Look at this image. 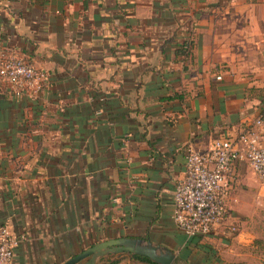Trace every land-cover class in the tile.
I'll return each instance as SVG.
<instances>
[{"label": "crops", "instance_id": "0c3cea01", "mask_svg": "<svg viewBox=\"0 0 264 264\" xmlns=\"http://www.w3.org/2000/svg\"><path fill=\"white\" fill-rule=\"evenodd\" d=\"M0 51L48 72L35 97L0 79V224L21 237L11 264H61L119 237L180 264L246 259L264 210L246 162L219 231L187 238L171 215L187 149L264 111V0H0Z\"/></svg>", "mask_w": 264, "mask_h": 264}, {"label": "built area", "instance_id": "2783aa9c", "mask_svg": "<svg viewBox=\"0 0 264 264\" xmlns=\"http://www.w3.org/2000/svg\"><path fill=\"white\" fill-rule=\"evenodd\" d=\"M189 47V46H187ZM216 80L221 75L215 76ZM0 79L14 97H35L45 87L48 72L23 56L0 51ZM264 111L253 124L232 136L214 139L207 151L187 149L184 176L173 190L172 219L187 238L208 236L219 231L228 214V196L237 182L235 164L247 163L264 185ZM232 223L220 233L235 234ZM21 237L0 224V264H11Z\"/></svg>", "mask_w": 264, "mask_h": 264}, {"label": "water", "instance_id": "95a60500", "mask_svg": "<svg viewBox=\"0 0 264 264\" xmlns=\"http://www.w3.org/2000/svg\"><path fill=\"white\" fill-rule=\"evenodd\" d=\"M126 254L147 257L155 264H180L178 254L172 249L146 238L119 237L98 242L61 264H96L108 255Z\"/></svg>", "mask_w": 264, "mask_h": 264}, {"label": "rangeland", "instance_id": "374dc122", "mask_svg": "<svg viewBox=\"0 0 264 264\" xmlns=\"http://www.w3.org/2000/svg\"><path fill=\"white\" fill-rule=\"evenodd\" d=\"M253 228L250 245L244 246L242 249L246 259L237 264H264V210L262 216L256 218Z\"/></svg>", "mask_w": 264, "mask_h": 264}, {"label": "trees", "instance_id": "16d2710c", "mask_svg": "<svg viewBox=\"0 0 264 264\" xmlns=\"http://www.w3.org/2000/svg\"><path fill=\"white\" fill-rule=\"evenodd\" d=\"M124 257H127L129 258L131 261H146V262H149L151 264H155L153 263L151 260H149L147 257H143V256H137V255H134V256H128L126 254H119V255H110V256H107V257H104L101 259V262H105L104 264H114L117 260L121 259V258H124Z\"/></svg>", "mask_w": 264, "mask_h": 264}]
</instances>
